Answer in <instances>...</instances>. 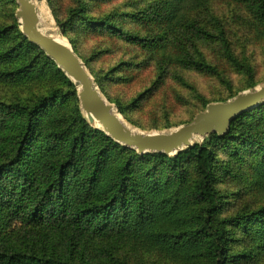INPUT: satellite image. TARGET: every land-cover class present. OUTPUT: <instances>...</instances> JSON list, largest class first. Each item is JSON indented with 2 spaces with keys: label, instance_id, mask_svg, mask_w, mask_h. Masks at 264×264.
I'll return each instance as SVG.
<instances>
[{
  "label": "trees",
  "instance_id": "trees-1",
  "mask_svg": "<svg viewBox=\"0 0 264 264\" xmlns=\"http://www.w3.org/2000/svg\"><path fill=\"white\" fill-rule=\"evenodd\" d=\"M95 1L63 0L66 7L74 3L69 8L72 17L58 22L103 86L91 68L103 49L89 48L83 37L113 46L121 38L135 48L155 37L147 20L151 5L145 0H127L129 7L117 15L89 14ZM152 3L163 6L165 0ZM257 3V12L264 16V0ZM17 8L15 0H0V79L23 84L47 79L50 85L34 91L29 100L0 92V229L15 221L38 225L47 246H0V264H129L120 257L128 246L149 252L152 264H229L234 246L223 215L225 196L215 183L216 147L237 138L253 154L259 153L256 169L264 177V102L235 118L224 136L211 134L176 156L140 154L89 124L79 107L77 86L22 32ZM78 18L82 22L75 25ZM182 18L167 14L163 22L183 26ZM182 34L170 37L168 44L174 48ZM8 38L14 39L10 45ZM220 40L216 55L224 63H240L246 84L257 86L254 65L245 55L240 59L225 26L220 27ZM177 55L158 58L157 86L177 68L176 61L185 59ZM201 57L200 71L223 75L211 53ZM263 211L233 220L247 224ZM257 223L264 225V215ZM255 232L264 235L259 227Z\"/></svg>",
  "mask_w": 264,
  "mask_h": 264
},
{
  "label": "rangeland",
  "instance_id": "rangeland-1",
  "mask_svg": "<svg viewBox=\"0 0 264 264\" xmlns=\"http://www.w3.org/2000/svg\"><path fill=\"white\" fill-rule=\"evenodd\" d=\"M40 1L42 0L38 2ZM44 1L59 33L65 37L58 19L69 21L72 17L69 8L74 3L66 7L63 0ZM102 1L90 3L88 13L117 15L120 9L126 10L129 7L127 0ZM152 1L145 0L151 5L147 20L154 32V42L135 48L121 38H118L116 46L100 40L82 39L89 48L103 49L97 57V65H91L103 86L96 83L102 92L104 89L114 100L118 112L131 125L143 130L173 129L192 121L199 111L207 108L209 102L226 101L240 92L253 89L246 84L247 76L240 63L233 60L224 63L216 55L221 45V26H225L240 59L245 55L254 65L256 79L259 80L257 86L264 84V16L256 10L257 0H170V3L165 0L169 7L165 3L163 6L154 5ZM15 2L19 8L17 0ZM167 14L182 15L183 26L164 23L163 19ZM117 20L126 25L124 20L118 17ZM73 22L80 25L82 19L78 18ZM10 32L13 33L14 29ZM177 32L183 34L172 48L168 43L170 37ZM13 42L14 39H7L8 45ZM40 49L44 51L41 47ZM175 52L178 53L177 56L185 59L176 61L177 68L171 69L164 83L157 86L158 58L169 57ZM203 53H211V59L221 65L222 76L200 71L199 60ZM56 65L58 66L57 63ZM58 68L61 69L59 66ZM49 85L47 79L25 84L0 79V92L5 97L21 96L29 100L34 91ZM151 88H155L154 91L150 92ZM216 148L218 162L215 183L225 196L223 215L227 217L225 226L234 246L229 264H264V241H261L264 235L256 236L255 232L258 227L260 231L264 230V225L257 223L264 211L247 224H243L244 220H233L235 216L264 207V177L256 169L259 153L253 154L250 148L239 144L237 138L226 140ZM37 230L38 225L32 224L28 227L22 221H15L0 229V246H34L44 250L47 245L41 240ZM73 245L74 243L69 244V254ZM112 249L115 254L119 250L116 246ZM126 250L120 257L129 264H152L148 263L149 252L132 246H128Z\"/></svg>",
  "mask_w": 264,
  "mask_h": 264
},
{
  "label": "water",
  "instance_id": "water-1",
  "mask_svg": "<svg viewBox=\"0 0 264 264\" xmlns=\"http://www.w3.org/2000/svg\"><path fill=\"white\" fill-rule=\"evenodd\" d=\"M39 0H17L16 16L21 30L31 43L40 46L76 84L80 108L89 123L103 130L118 143L136 149L140 154L161 152L176 156L201 143L211 134L224 136L241 114L264 102V84L240 92L226 101L211 102L204 111L186 124L169 130H143L131 125L99 88L83 59L67 39L63 42L43 30ZM200 138L199 141H194Z\"/></svg>",
  "mask_w": 264,
  "mask_h": 264
},
{
  "label": "bare ground",
  "instance_id": "bare-ground-1",
  "mask_svg": "<svg viewBox=\"0 0 264 264\" xmlns=\"http://www.w3.org/2000/svg\"><path fill=\"white\" fill-rule=\"evenodd\" d=\"M38 6L40 9V19L43 30L54 37L63 40V42H67V38L61 35L58 31V28L55 25V21L51 15L50 9L48 8L46 2L44 0L38 2ZM200 138H195L194 141H199Z\"/></svg>",
  "mask_w": 264,
  "mask_h": 264
}]
</instances>
